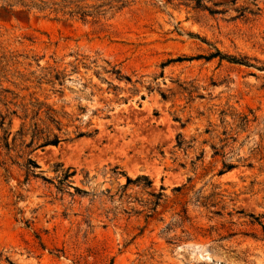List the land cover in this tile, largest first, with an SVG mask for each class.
I'll return each mask as SVG.
<instances>
[{
    "label": "rangeland",
    "instance_id": "374dc122",
    "mask_svg": "<svg viewBox=\"0 0 264 264\" xmlns=\"http://www.w3.org/2000/svg\"><path fill=\"white\" fill-rule=\"evenodd\" d=\"M15 1L0 0V65L11 81L2 85L13 92L6 97L18 104L31 93L68 126L54 129L56 145L0 147V264H264V0H204L220 3L215 14L187 1L129 0L86 21L2 8ZM201 39L250 65H163L207 53ZM77 55L106 59L131 81L79 64L59 94L30 74ZM249 109L256 119L241 125ZM19 124L14 118L11 132ZM178 133L185 149L176 146ZM211 144L224 157L213 156ZM29 159L39 177L25 179ZM56 161L75 166L72 184L98 196L57 192L41 178L54 176ZM223 165L233 167L219 174ZM122 173L146 175L152 185L122 195Z\"/></svg>",
    "mask_w": 264,
    "mask_h": 264
},
{
    "label": "trees",
    "instance_id": "16d2710c",
    "mask_svg": "<svg viewBox=\"0 0 264 264\" xmlns=\"http://www.w3.org/2000/svg\"><path fill=\"white\" fill-rule=\"evenodd\" d=\"M172 1L174 0H166V2L169 3ZM176 1H178L179 3L185 1L190 2L193 4L194 8L207 10L212 14L222 12L221 9L218 8L220 6V3L218 2L213 3V7H211L206 5L204 0ZM128 3L129 0H18L15 1L14 4H8V6L3 5L2 8L6 12L10 13L28 14L31 9H36L38 12L49 11V13H61L62 15H68L69 17H78L79 19L86 21V19H88L89 17H92L96 20L104 18L107 12L111 10L117 11L125 7ZM201 40L207 43L211 48L207 53H198L190 56L180 55L168 58L163 63V65L165 66L175 62L197 59H204L208 61L214 58L226 60L227 62L234 64H242L247 66L250 65L244 56H236L225 53L205 39ZM87 60L88 62H85ZM91 63H93V65L97 68L94 71L97 75L105 73L107 75H114L119 80L125 78L127 82L131 81L130 77H122L121 71L119 69H116V67L112 65L110 61L101 59V63H99L98 57L90 59L88 56L83 55H77L73 62H69L64 66L58 65L56 63L53 65L42 66L38 74H35V72L33 71L30 72V74L33 76L35 82L39 87L45 84L50 87V91L52 93L62 94L63 84L67 79H70V75L72 73L77 71L78 65L82 64L86 69H89ZM69 67L70 69H68ZM34 79L30 81L34 82ZM3 80H6L7 82L10 81L9 79H7L5 64L0 65V92L5 93V98L0 99L1 104L4 106V110L0 109V147L3 146L5 150L10 151L13 150L12 146L15 147L16 145H18L19 147H23L29 152L37 147L58 144L62 139L58 135V133L54 132V129L60 131L63 126H68L67 124L62 123V118H64V115H61L46 101L40 100L38 97L33 96L31 93H29L30 99L28 102H25V95L21 96V101L18 104L16 101V96L8 99L6 97V94H13V92L9 88L2 85ZM27 89L28 88H26V90ZM8 104H12L13 106H15V108L12 109L8 106ZM17 108H19L20 111H18ZM63 114L66 113L64 112ZM250 116H252V118ZM14 118H18L20 120V124L14 132H11ZM255 119L256 117L250 109L248 110V113L238 116V120L241 125H246L248 122ZM96 132V128L90 131L79 130L76 133L75 137L93 135ZM10 134L11 141L8 140ZM222 134L224 135V137L221 138L220 141L226 144L228 138L227 135L229 134L226 127L223 129ZM225 144L223 146H225ZM176 146L182 149L188 147L185 144V141L180 133H178L177 135ZM211 148L213 150V156L220 155L224 157L225 153L223 151H220V149H218L215 144H211ZM31 162L32 161L29 159L25 163V179H28L29 176L39 177V173L42 172V170H39L37 172L35 168L39 167V165L35 163L34 165H31ZM232 167L233 165H223V168L220 169L218 173L221 174L226 170L231 169ZM50 170L54 173L53 177L50 178L41 176V178L49 184L53 185L57 192L61 194L67 193L70 195H79L81 197L90 196L92 199L98 196V192L94 190L92 192L85 188H81L72 184V177L77 172L75 166H65L62 161H56L51 164ZM122 175H124L126 178V181L123 184H119L118 186L122 191V195L128 196L127 189H129L130 186L142 185L144 187H151L152 185V181L146 175H138L134 179L126 175V173H122ZM115 177L117 179L118 175H116ZM90 179L91 178L88 176V172L86 171L82 182L88 183ZM142 180H146V183H143ZM69 187H73L74 191H69ZM103 191H108V189L102 190L100 191V193H104ZM160 194L162 195V193ZM164 196L165 194L163 193V197ZM150 204V208L152 210H156V206H158L159 203L158 201H151ZM182 212L185 213V209H182ZM259 224H261L264 234V224L260 222ZM168 228L169 226L167 225L165 229ZM171 240L172 238H169L167 241L171 242Z\"/></svg>",
    "mask_w": 264,
    "mask_h": 264
}]
</instances>
